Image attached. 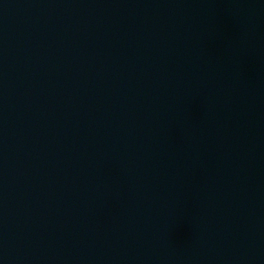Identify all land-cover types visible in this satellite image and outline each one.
<instances>
[{"label": "water", "instance_id": "95a60500", "mask_svg": "<svg viewBox=\"0 0 264 264\" xmlns=\"http://www.w3.org/2000/svg\"><path fill=\"white\" fill-rule=\"evenodd\" d=\"M152 0H0V264H89Z\"/></svg>", "mask_w": 264, "mask_h": 264}]
</instances>
